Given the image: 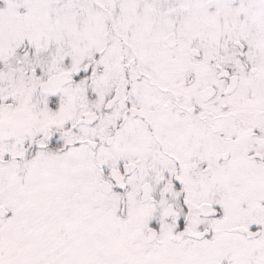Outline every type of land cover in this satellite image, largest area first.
Masks as SVG:
<instances>
[{
  "label": "snow or ice",
  "instance_id": "6c2138e0",
  "mask_svg": "<svg viewBox=\"0 0 264 264\" xmlns=\"http://www.w3.org/2000/svg\"><path fill=\"white\" fill-rule=\"evenodd\" d=\"M0 264H264V0H0Z\"/></svg>",
  "mask_w": 264,
  "mask_h": 264
}]
</instances>
